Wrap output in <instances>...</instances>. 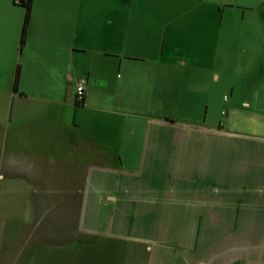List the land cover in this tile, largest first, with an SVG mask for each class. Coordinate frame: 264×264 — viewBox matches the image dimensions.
<instances>
[{
    "label": "crops",
    "instance_id": "obj_1",
    "mask_svg": "<svg viewBox=\"0 0 264 264\" xmlns=\"http://www.w3.org/2000/svg\"><path fill=\"white\" fill-rule=\"evenodd\" d=\"M22 1L0 0V264H264V0H30L26 23Z\"/></svg>",
    "mask_w": 264,
    "mask_h": 264
},
{
    "label": "rangeland",
    "instance_id": "obj_2",
    "mask_svg": "<svg viewBox=\"0 0 264 264\" xmlns=\"http://www.w3.org/2000/svg\"><path fill=\"white\" fill-rule=\"evenodd\" d=\"M18 2H20V0H18ZM94 11H98V9L95 8ZM229 46L230 45L228 44V45H226L224 47L225 48H227V47L229 48ZM225 48H224V51L226 50L225 52L229 55L230 50L229 49L227 50ZM232 69H233L232 67H229V66L227 67V66L224 65V67H223L224 74H223L221 82L218 85V86H220L222 88V91L224 93V100H225V96L228 97V98L230 97L229 93H227V91L230 90L232 76L234 75L233 72H232Z\"/></svg>",
    "mask_w": 264,
    "mask_h": 264
},
{
    "label": "built area",
    "instance_id": "obj_3",
    "mask_svg": "<svg viewBox=\"0 0 264 264\" xmlns=\"http://www.w3.org/2000/svg\"><path fill=\"white\" fill-rule=\"evenodd\" d=\"M85 93V85L83 81H79L76 86V94H75V100L76 102L80 103L83 101Z\"/></svg>",
    "mask_w": 264,
    "mask_h": 264
},
{
    "label": "trees",
    "instance_id": "obj_4",
    "mask_svg": "<svg viewBox=\"0 0 264 264\" xmlns=\"http://www.w3.org/2000/svg\"><path fill=\"white\" fill-rule=\"evenodd\" d=\"M22 3H24V5L26 6V15H25V23L27 22L28 16H29V11H30V0L27 1H22ZM25 36V25L23 27V34H22V38H24ZM81 103V102H80Z\"/></svg>",
    "mask_w": 264,
    "mask_h": 264
}]
</instances>
